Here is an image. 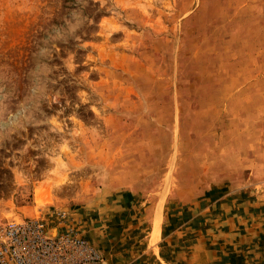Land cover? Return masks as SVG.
Returning a JSON list of instances; mask_svg holds the SVG:
<instances>
[{
  "label": "rangeland",
  "instance_id": "obj_1",
  "mask_svg": "<svg viewBox=\"0 0 264 264\" xmlns=\"http://www.w3.org/2000/svg\"><path fill=\"white\" fill-rule=\"evenodd\" d=\"M126 181L168 184L182 245L221 212L264 226V0H0V228L86 241Z\"/></svg>",
  "mask_w": 264,
  "mask_h": 264
},
{
  "label": "crops",
  "instance_id": "obj_2",
  "mask_svg": "<svg viewBox=\"0 0 264 264\" xmlns=\"http://www.w3.org/2000/svg\"><path fill=\"white\" fill-rule=\"evenodd\" d=\"M160 189L161 186L149 187L138 181H126L124 188L111 189L107 195L103 192L101 197L104 195L105 198L88 204L87 211H81L84 225L80 235L102 255L103 264H264V226L260 225L254 211L243 215L239 210L238 214L232 215L217 213L212 225L216 234L200 232L187 246L178 239L183 227L176 225L164 233L166 217L160 212L159 235L156 237V211L159 207L162 210V205L167 202L165 195L161 199L157 196ZM241 201L244 202L240 200L239 203ZM149 202H152L155 222L147 218ZM182 217L185 224L203 220V210ZM167 219L168 222H180L175 213L167 215ZM152 222L153 225L148 226ZM162 242L169 246L163 248Z\"/></svg>",
  "mask_w": 264,
  "mask_h": 264
},
{
  "label": "built area",
  "instance_id": "obj_3",
  "mask_svg": "<svg viewBox=\"0 0 264 264\" xmlns=\"http://www.w3.org/2000/svg\"><path fill=\"white\" fill-rule=\"evenodd\" d=\"M102 255L71 233L50 237L43 221L11 222L0 228V264H102Z\"/></svg>",
  "mask_w": 264,
  "mask_h": 264
},
{
  "label": "bare ground",
  "instance_id": "obj_4",
  "mask_svg": "<svg viewBox=\"0 0 264 264\" xmlns=\"http://www.w3.org/2000/svg\"><path fill=\"white\" fill-rule=\"evenodd\" d=\"M158 216H157V218L155 219L156 220V222H155V229L154 230H156L155 232L157 233V231H159V229H158V226H159V220H160V212H158V214H157ZM56 235V231L55 230H53L52 232H50L49 233V236H55Z\"/></svg>",
  "mask_w": 264,
  "mask_h": 264
}]
</instances>
